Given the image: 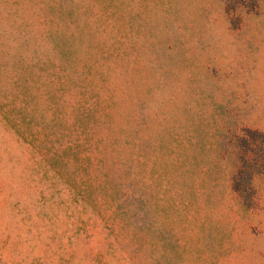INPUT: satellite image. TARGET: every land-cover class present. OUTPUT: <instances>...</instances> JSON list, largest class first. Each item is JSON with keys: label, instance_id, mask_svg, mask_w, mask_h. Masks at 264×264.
Instances as JSON below:
<instances>
[{"label": "rangeland", "instance_id": "obj_1", "mask_svg": "<svg viewBox=\"0 0 264 264\" xmlns=\"http://www.w3.org/2000/svg\"><path fill=\"white\" fill-rule=\"evenodd\" d=\"M0 264H264V0H0Z\"/></svg>", "mask_w": 264, "mask_h": 264}]
</instances>
